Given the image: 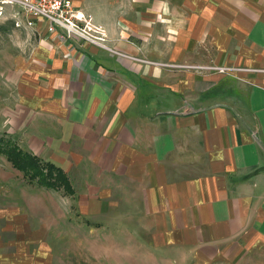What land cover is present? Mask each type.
<instances>
[{
	"label": "crops",
	"instance_id": "crops-1",
	"mask_svg": "<svg viewBox=\"0 0 264 264\" xmlns=\"http://www.w3.org/2000/svg\"><path fill=\"white\" fill-rule=\"evenodd\" d=\"M73 2L107 46L38 19L6 131L140 264H264V0Z\"/></svg>",
	"mask_w": 264,
	"mask_h": 264
},
{
	"label": "rangeland",
	"instance_id": "rangeland-1",
	"mask_svg": "<svg viewBox=\"0 0 264 264\" xmlns=\"http://www.w3.org/2000/svg\"><path fill=\"white\" fill-rule=\"evenodd\" d=\"M2 10L0 134L17 142L5 128L16 99L14 67L41 34L25 22L18 24L24 19L22 6L6 3ZM72 193L31 182L0 153V264H140L135 235H121L118 222L87 219L72 205Z\"/></svg>",
	"mask_w": 264,
	"mask_h": 264
},
{
	"label": "built area",
	"instance_id": "built-area-1",
	"mask_svg": "<svg viewBox=\"0 0 264 264\" xmlns=\"http://www.w3.org/2000/svg\"><path fill=\"white\" fill-rule=\"evenodd\" d=\"M1 12L3 4H18L23 7L24 19L18 24L25 22L30 26H36L37 20L46 22L48 32H56L58 36L67 38L69 36L83 37L92 43L107 46L103 26L98 24L96 28L92 25L91 14L76 6L73 0H0ZM19 14V12H15ZM97 30V31H95ZM222 71L227 70L225 66H218Z\"/></svg>",
	"mask_w": 264,
	"mask_h": 264
},
{
	"label": "trees",
	"instance_id": "trees-1",
	"mask_svg": "<svg viewBox=\"0 0 264 264\" xmlns=\"http://www.w3.org/2000/svg\"><path fill=\"white\" fill-rule=\"evenodd\" d=\"M0 153H3L16 168L24 172L31 182L35 181L39 186L56 190L63 188L68 193L74 191L66 171L59 165L22 149L12 135L0 134Z\"/></svg>",
	"mask_w": 264,
	"mask_h": 264
}]
</instances>
